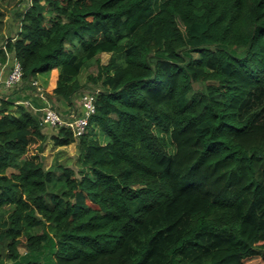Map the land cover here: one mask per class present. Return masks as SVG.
<instances>
[{
	"label": "trees",
	"instance_id": "trees-1",
	"mask_svg": "<svg viewBox=\"0 0 264 264\" xmlns=\"http://www.w3.org/2000/svg\"><path fill=\"white\" fill-rule=\"evenodd\" d=\"M18 19L17 89L58 69L45 92L72 106L93 67L100 87L79 137L0 103V264L264 258V0H31ZM50 138L77 169L45 166Z\"/></svg>",
	"mask_w": 264,
	"mask_h": 264
},
{
	"label": "built area",
	"instance_id": "built-area-1",
	"mask_svg": "<svg viewBox=\"0 0 264 264\" xmlns=\"http://www.w3.org/2000/svg\"><path fill=\"white\" fill-rule=\"evenodd\" d=\"M23 68L19 60L15 59L10 72L4 79L0 80L3 87L0 86V103L7 99L8 92L22 85ZM39 97L44 101V106L38 108L31 101H24L26 104L33 105L35 110H41L40 124L44 128L55 129L59 126H66L72 129L76 137L88 131L90 117L96 111V94L98 89L84 92L81 96V109H73L68 114L63 113L56 104L52 103L47 96L46 88L39 80H34ZM41 85L43 87H41ZM23 102L17 101L16 103Z\"/></svg>",
	"mask_w": 264,
	"mask_h": 264
},
{
	"label": "rangeland",
	"instance_id": "rangeland-1",
	"mask_svg": "<svg viewBox=\"0 0 264 264\" xmlns=\"http://www.w3.org/2000/svg\"><path fill=\"white\" fill-rule=\"evenodd\" d=\"M30 2L31 0H0V45L4 42L7 37L16 34V31L19 27L18 12L27 8L30 5ZM109 57L110 53H102V62H108ZM95 71V67L83 70L80 76V81L83 84V87L77 92L78 96H82L84 92L93 91L96 88L100 87V85L88 81V75L91 72ZM41 87L43 86L41 85ZM50 100L52 103L55 104L53 99ZM52 134L53 133H50L49 135ZM42 146H44V150L40 152V155L46 167H50L53 162L58 159L59 161L64 162L77 169L78 149L76 142L68 146L55 147L50 138ZM39 149V144L34 143L30 148L29 154H33ZM22 251H24V249H22ZM244 264H264V258L262 256L249 257L245 259Z\"/></svg>",
	"mask_w": 264,
	"mask_h": 264
},
{
	"label": "crops",
	"instance_id": "crops-1",
	"mask_svg": "<svg viewBox=\"0 0 264 264\" xmlns=\"http://www.w3.org/2000/svg\"><path fill=\"white\" fill-rule=\"evenodd\" d=\"M14 63V57L11 55L9 59L5 63H0V80L4 79L10 72V69ZM59 75V70L55 69L53 70L51 77L49 79V85L48 86H55L57 78ZM39 81L42 82L40 79ZM0 86L3 87V84L0 83ZM48 86H45L48 89ZM17 89V88H16ZM15 88L8 92V96L11 95V99L16 101L26 100L31 101L35 106L41 108L40 106H44V101L37 95V92L35 89H26V90H16ZM28 95V96H27ZM55 104L58 106V108L65 114H68L73 109H81V96H78L77 94L74 97V104L70 106L67 102L57 99L55 97L52 98ZM17 105H15L16 107ZM46 129V128H44ZM47 132L54 133L55 129H46Z\"/></svg>",
	"mask_w": 264,
	"mask_h": 264
}]
</instances>
